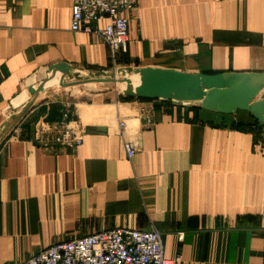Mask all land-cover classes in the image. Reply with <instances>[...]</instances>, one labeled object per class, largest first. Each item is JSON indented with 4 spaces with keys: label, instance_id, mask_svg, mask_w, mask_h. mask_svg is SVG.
<instances>
[{
    "label": "crops",
    "instance_id": "0c3cea01",
    "mask_svg": "<svg viewBox=\"0 0 264 264\" xmlns=\"http://www.w3.org/2000/svg\"><path fill=\"white\" fill-rule=\"evenodd\" d=\"M72 1L0 0V139L27 106L10 107L24 81L56 63L264 73V0H137L118 61L71 32ZM108 94L47 89L0 141V264L117 227L159 232L174 264H264V124ZM66 112L81 145L44 142L41 127Z\"/></svg>",
    "mask_w": 264,
    "mask_h": 264
},
{
    "label": "built area",
    "instance_id": "2783aa9c",
    "mask_svg": "<svg viewBox=\"0 0 264 264\" xmlns=\"http://www.w3.org/2000/svg\"><path fill=\"white\" fill-rule=\"evenodd\" d=\"M136 4L137 0H73L70 30L101 38L108 46L111 60L115 61L117 54L127 49L128 14ZM40 136L46 143L66 148L82 143L80 127L67 112L56 123L43 125ZM123 148L131 160L135 155L134 146L125 141ZM20 264H174V260L164 257L159 232L117 227L51 244Z\"/></svg>",
    "mask_w": 264,
    "mask_h": 264
},
{
    "label": "water",
    "instance_id": "95a60500",
    "mask_svg": "<svg viewBox=\"0 0 264 264\" xmlns=\"http://www.w3.org/2000/svg\"><path fill=\"white\" fill-rule=\"evenodd\" d=\"M120 78L105 74L92 75L86 69H73L66 63H56L39 68L24 81V89L10 101L12 109L27 103L13 124L0 139L15 127L27 109L39 95L50 88L72 87L70 97L82 94L76 87L82 86L83 92L100 93L96 88L105 84L123 85L120 95L136 100L169 101L174 107L196 108L203 111L236 115L238 111L247 112L259 125L264 124V73L224 72L216 74H191L159 68L123 69ZM69 76L77 77L68 82ZM137 76L134 84L132 77ZM57 79L54 84L50 81Z\"/></svg>",
    "mask_w": 264,
    "mask_h": 264
},
{
    "label": "rangeland",
    "instance_id": "374dc122",
    "mask_svg": "<svg viewBox=\"0 0 264 264\" xmlns=\"http://www.w3.org/2000/svg\"><path fill=\"white\" fill-rule=\"evenodd\" d=\"M121 53L117 54L116 56V60L118 61V56L120 55ZM117 63V62H116ZM106 76H109V77H115V78H120L122 75H123V71L121 69H117L116 67H112V69H110L108 71V73L105 74ZM76 80L72 81V82H75L78 80L77 77H75ZM68 82H71L69 81L68 79ZM60 87H54L53 90H63L64 92H69V97H70V93H71V90H72V87H67V88H60ZM70 88V89H69ZM96 88L101 90L100 92H108V96L110 98H108V100H112V99H115L116 96H119L120 95V85L119 84H105L104 86L102 87H99L98 85H96ZM76 90H80L82 91V94L80 95H75L74 97H77V96H81V95H84V94H90V93H87V92H83V88L82 86H78L76 87Z\"/></svg>",
    "mask_w": 264,
    "mask_h": 264
},
{
    "label": "trees",
    "instance_id": "16d2710c",
    "mask_svg": "<svg viewBox=\"0 0 264 264\" xmlns=\"http://www.w3.org/2000/svg\"><path fill=\"white\" fill-rule=\"evenodd\" d=\"M118 98H119V100L120 101H131V100H136V99H132V98H128V97H123V96H121V95H119L118 96ZM139 101H147V100H139ZM156 102H160V103H164V104H166V103H170L169 101H164V102H161V101H156ZM185 109H189V110H196V108H185ZM258 124V123H257ZM259 125V124H258ZM241 125H238V127H240ZM262 127V125H259V127L257 126V128H258V130H260V128ZM241 129V128H240ZM242 130V129H241ZM247 131H251V132H253L254 133V131L252 130V129H247ZM259 134V132H257V133H254V139H257V135Z\"/></svg>",
    "mask_w": 264,
    "mask_h": 264
},
{
    "label": "bare ground",
    "instance_id": "6f19581e",
    "mask_svg": "<svg viewBox=\"0 0 264 264\" xmlns=\"http://www.w3.org/2000/svg\"><path fill=\"white\" fill-rule=\"evenodd\" d=\"M137 79H138V77H137V76H133V77H132V80H133V83H134V84H136V83H137ZM56 80H57L56 78H55V79H53V80H51V81H50V84H54V83L56 82ZM121 88H123V85H122V86H120V89H121Z\"/></svg>",
    "mask_w": 264,
    "mask_h": 264
}]
</instances>
